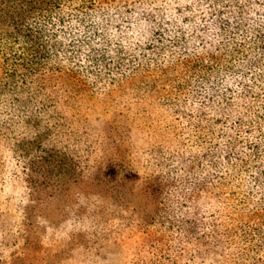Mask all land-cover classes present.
I'll list each match as a JSON object with an SVG mask.
<instances>
[{
	"label": "trees",
	"instance_id": "trees-1",
	"mask_svg": "<svg viewBox=\"0 0 264 264\" xmlns=\"http://www.w3.org/2000/svg\"><path fill=\"white\" fill-rule=\"evenodd\" d=\"M138 180L140 264H264V0H0V243Z\"/></svg>",
	"mask_w": 264,
	"mask_h": 264
},
{
	"label": "rangeland",
	"instance_id": "rangeland-1",
	"mask_svg": "<svg viewBox=\"0 0 264 264\" xmlns=\"http://www.w3.org/2000/svg\"><path fill=\"white\" fill-rule=\"evenodd\" d=\"M94 117L92 121L100 125ZM103 185L110 187L112 183L105 182L95 187L96 190ZM129 186L133 192L129 191L127 205L117 207L111 196L103 199L86 193L69 181L68 186L54 192L52 196H55L48 202L37 206L46 217L43 220L35 218L38 226L36 236H32L35 242L31 241L26 247L22 236L2 239L0 264H140L137 255L141 237L139 232H130L124 222L129 216L139 219L148 209V203L141 191V180ZM7 190L12 199L5 202L20 209L21 195L25 191L13 186ZM4 194L0 192L1 197ZM12 223V218H6L4 227ZM115 227L119 229L117 236L112 233Z\"/></svg>",
	"mask_w": 264,
	"mask_h": 264
}]
</instances>
